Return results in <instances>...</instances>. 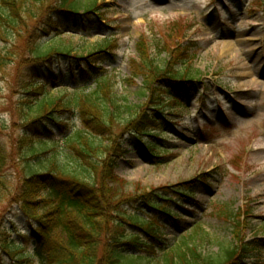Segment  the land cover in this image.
<instances>
[{
  "label": "trees",
  "instance_id": "obj_1",
  "mask_svg": "<svg viewBox=\"0 0 264 264\" xmlns=\"http://www.w3.org/2000/svg\"><path fill=\"white\" fill-rule=\"evenodd\" d=\"M52 7L55 13L80 18L98 10L96 0H0V73L9 66L14 69L12 84L18 87V99L13 123L19 121L24 129L13 139L12 152L0 153V202L12 200L36 224L32 255L40 258V264H142L156 251H168L164 262L157 264H198L199 253L183 241L192 235L187 231L195 233L197 224L180 233L183 245H171L165 224L145 218L132 207L146 204L150 212L176 223L178 211L163 202L178 204L179 199L163 193L193 199L192 188L206 184L208 176L197 175L188 182L149 191L124 188L126 180L116 173L115 158L126 149L124 141L118 144L117 139L130 132L134 142L148 148L155 163H163L168 157L160 143L165 132L157 119L140 113L142 105L135 111L115 91L112 75L100 66L99 60L116 58L113 40L104 35L90 45L66 44L57 24L47 20ZM170 32L176 34V29L170 28ZM184 38L182 30L183 43L175 41L172 49L169 42L156 41V51L152 49L151 54L144 50L141 39L137 45L140 61L133 74L143 77L148 93L143 104L154 103L152 107L167 122L171 121L163 117L164 111L178 113L177 99L187 97L201 77L192 68V46L184 44ZM161 54L164 58L159 62ZM61 58L77 61L78 71L70 68L68 73H54L53 64ZM49 79H57L53 87H49ZM160 80L165 87L156 85ZM90 82L94 87L87 90ZM164 100L173 106L164 107ZM69 112L78 113L81 127L69 130V120L63 117ZM50 124L62 134L60 141L43 133L42 129H51ZM16 156L20 161L16 181L5 191L4 171ZM233 218L236 244L203 264H240L257 252V244L241 238L242 215ZM2 245L14 264L27 259L20 244L4 241Z\"/></svg>",
  "mask_w": 264,
  "mask_h": 264
},
{
  "label": "rangeland",
  "instance_id": "obj_2",
  "mask_svg": "<svg viewBox=\"0 0 264 264\" xmlns=\"http://www.w3.org/2000/svg\"><path fill=\"white\" fill-rule=\"evenodd\" d=\"M96 4V14L81 18L55 13L52 7L47 20L57 24L66 44L90 45L104 35L113 40L111 49L116 58L99 60L100 66L112 75L115 91L126 97L135 111L142 105L140 113L157 119L165 132L160 143L168 157L163 163H155L148 148L134 142L130 132L117 139L118 144L124 141L126 149L123 156L115 158V171L126 180L124 188L149 191L188 182L197 175L208 176L206 184L192 188L193 199L163 193L179 199L178 204L163 202L178 211L180 220L176 223L150 212L143 203L132 210L165 224L171 245L182 244L180 233L197 224L195 233L187 231L192 235L183 241L199 253L198 264L236 244L233 216L240 214L244 219L241 238L258 246L257 252L240 264H264V0H96ZM170 28H175L176 34H170ZM182 30L184 44L192 46V68L201 77L187 97L177 99L178 113L164 111L163 117L171 121L167 122L152 107L154 103L143 104L148 93L143 77L135 76L133 69L140 61L139 41L150 54L152 49L156 51L155 42L159 40L169 42L172 49L175 41L183 43ZM162 58L164 55H159L158 61ZM82 66L89 69L84 62ZM70 68L77 72L78 62L61 58L53 65L56 74L68 73ZM13 74L12 66L0 73V153L7 154L12 152L13 139L24 131L19 121L13 123L18 99ZM49 81V87H53L57 79ZM156 85L165 87L161 80ZM93 87L94 82L86 85L87 90ZM163 96L167 98L165 93ZM162 105L173 106L166 100ZM63 117L69 120V130L81 127L77 112ZM50 126L42 129L43 133L60 141L62 134L55 125ZM14 160L4 171L5 191L16 181L20 161L17 156ZM34 227L36 224L12 200L0 202V264H14L4 251V241L20 244L28 255L24 262L15 264H40V258L32 255ZM165 253L156 251L141 262L162 263Z\"/></svg>",
  "mask_w": 264,
  "mask_h": 264
}]
</instances>
